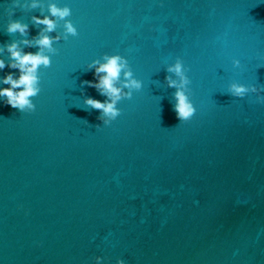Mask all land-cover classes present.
Segmentation results:
<instances>
[{
    "label": "water",
    "instance_id": "95a60500",
    "mask_svg": "<svg viewBox=\"0 0 264 264\" xmlns=\"http://www.w3.org/2000/svg\"><path fill=\"white\" fill-rule=\"evenodd\" d=\"M39 2L68 6L78 35L40 67L35 111L0 98V264H264V103L228 93L264 87V0ZM12 7L0 0V47L23 39L10 19L27 39L43 27L41 8ZM104 54L142 81L109 125L83 103L106 97L81 84ZM177 57L196 108L181 123L165 80Z\"/></svg>",
    "mask_w": 264,
    "mask_h": 264
},
{
    "label": "clouds",
    "instance_id": "9594fccd",
    "mask_svg": "<svg viewBox=\"0 0 264 264\" xmlns=\"http://www.w3.org/2000/svg\"><path fill=\"white\" fill-rule=\"evenodd\" d=\"M20 7L22 9L41 8V16H32L34 25H43L40 28L36 37L27 39L29 26L20 20L10 19L6 31L8 34H19L23 39L10 43H6L0 47V70L6 66L10 69H18L19 76L9 72L4 77H0V84L9 85V87H0V98H4L3 102L10 105L14 109L23 112H33L36 105L32 98L36 97L40 91V76L39 69L41 66L47 68L51 65L49 54H55L57 49L53 46L62 38L67 40L68 36H77L78 32L73 23L66 19L71 15V9L68 6H57L56 3H48L47 11L49 15L43 14V5L39 0H31L30 3L20 4L19 0H13V7L9 8L8 15H13L14 9ZM58 21H63V35L57 34L51 36L57 28ZM37 47L38 51L25 52L21 47ZM4 51L8 53V62L6 65L5 59L2 58ZM235 67H240L239 60H233ZM88 70H93L94 80H85L81 84L95 88L96 91L106 97L102 102L94 99L91 96H86L83 100L84 105L91 109L99 110V120L103 121L104 125H109L115 120L121 111L117 104L122 99H131L133 91H139L142 88V81L134 77L133 71L128 63V60L119 55L104 54L101 59L92 60L87 65ZM169 75L165 76L167 86L174 88L173 111L181 122H186L192 118L196 112V108L189 99L191 89L188 87L191 83L186 75L188 69L183 65L182 60L177 57L174 64L168 65L166 68ZM177 77L178 79H175ZM126 89V90H125ZM256 93L257 102L264 103V96L260 93L264 92V87L258 88L255 85L245 86L237 82H232L228 87V93L233 97L243 98L247 93ZM99 126H97L98 128ZM96 264H101L102 257H95ZM116 264H125L123 259H117Z\"/></svg>",
    "mask_w": 264,
    "mask_h": 264
}]
</instances>
